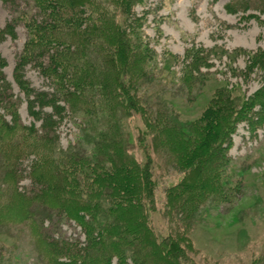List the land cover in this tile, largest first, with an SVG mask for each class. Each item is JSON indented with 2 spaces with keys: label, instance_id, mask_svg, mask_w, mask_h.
I'll list each match as a JSON object with an SVG mask.
<instances>
[{
  "label": "rangeland",
  "instance_id": "374dc122",
  "mask_svg": "<svg viewBox=\"0 0 264 264\" xmlns=\"http://www.w3.org/2000/svg\"><path fill=\"white\" fill-rule=\"evenodd\" d=\"M60 1L65 4L63 7L58 4ZM50 2L59 5L53 7L58 14L57 18L49 16L44 26L43 16L31 0L8 3L0 0V30L7 24L13 28L12 34L0 41V115L5 121H11L4 107L12 103L21 124L33 132H26L31 136L20 139L22 144L38 149L37 155L27 153L20 158L6 157L7 153L0 150V208L10 199L16 201L11 205L20 203L22 199L17 202L15 193L30 198L45 192L47 187L57 189L53 183L62 182L66 176L72 181L77 177L72 175V170L82 163L83 152L94 160L92 146L87 141L89 119L85 113L74 112L63 104V91L56 78L73 97L87 79H92L91 68L97 62L117 59L115 66L121 74L115 48L124 41L131 44L136 53L134 61L143 65L146 76L149 67V75L154 78L150 85L148 80L142 85L139 94L149 97L154 107L166 108L172 121L184 130L193 123L203 126L204 122L199 121L202 116H212L215 111H219L218 115H227L228 102L240 106L264 88V0ZM121 5H127L125 13ZM66 9L70 11L63 16ZM102 19H108L109 23L105 25ZM29 20L33 28L26 25ZM58 27L64 32L76 28L84 45L67 38L64 45H54L53 50L32 56L21 67L22 85L18 87L15 66L33 32L42 34ZM76 39L77 36L71 37ZM86 41L93 44L87 45ZM78 47L84 49L79 52ZM65 55L77 62L67 73L54 65ZM86 59L91 61L86 64L83 62ZM45 68H52L54 73L50 75ZM155 110L152 108L153 113ZM261 110L264 108L254 106L253 116L258 117ZM121 129L127 152L142 167L147 158L153 164V205H146L150 228L159 239L177 230L190 242L192 250L180 259L181 264H264V126L250 127L239 120L230 137L221 141L223 145L229 141V149L225 151L234 174L232 183L224 186L230 192L235 186L238 189L221 198L218 207H209L206 202L187 229L179 228L182 224L173 223L164 211L167 189L179 183L184 173L161 159L164 153L153 141L157 134L148 130L145 133L144 120L128 116L122 119ZM1 141L5 142V138ZM6 158L17 160L16 178L8 177L11 168L8 171L4 167ZM46 160H53L58 166L54 168L52 163L54 170H51ZM87 163L82 166L81 174ZM40 172H48L53 178L50 186L38 180ZM83 175L78 176L81 183L85 182ZM66 184L70 186L71 182ZM35 207L45 235L61 252L59 260L68 259L69 253H64L67 247L84 255L86 235L75 220L56 210ZM84 216L86 221L91 220L90 216ZM35 228L38 230L39 224L32 223L30 230L0 226V264H44L42 258L48 259L49 255L35 251L32 236ZM110 264L121 263L113 256ZM125 264L133 262L126 260Z\"/></svg>",
  "mask_w": 264,
  "mask_h": 264
},
{
  "label": "trees",
  "instance_id": "16d2710c",
  "mask_svg": "<svg viewBox=\"0 0 264 264\" xmlns=\"http://www.w3.org/2000/svg\"><path fill=\"white\" fill-rule=\"evenodd\" d=\"M1 1L8 3L15 0ZM31 1L42 14L44 26H47L49 16L57 18L58 13L53 11V7L58 4L62 7L65 5L61 1L58 4H53L51 0ZM127 5H121L124 13ZM69 11L66 9L63 16H67ZM102 20L106 21L105 25L109 23L108 19ZM26 25L33 28L30 20ZM12 32V24H7L0 30V41ZM72 36H77L78 39L71 40ZM122 37L124 38V34ZM67 38L76 43L81 41L80 43L84 45L76 28H69V32H64L63 28L61 31L58 27L55 31L46 30L42 34L34 31L15 66V74L18 75L15 81L18 87L22 85V65L31 61L32 56H37L40 52L53 50L54 45H64ZM90 43L92 41H86L87 45ZM78 49L80 52L84 48L78 47ZM108 49L110 48H106ZM115 49L121 74L115 66L117 59L97 62L96 66L93 65L91 68L92 79L84 78L86 81L77 96L70 97L60 79L56 78L63 91L61 96L63 104L69 105L74 112L85 113L89 119L90 130L87 141L92 146L94 160L84 156L83 152L81 154L83 164L77 165L72 170V175L77 174L72 181L66 176L62 182L53 183L52 186L56 185L57 189L47 187L45 192L30 198H23L15 193L17 202L20 198L21 202L11 205L16 201L10 199L0 208V226L24 227L25 230H30L32 223L39 224V229L35 228L32 236L35 251L49 255L48 259L42 258L44 264H110L113 256L121 264H125L126 260L132 261L133 264H181L180 259L187 256V251L192 250L184 233H177L176 230V233L171 232L168 236L159 239L150 228L146 220V205L149 204L150 207L153 205V164L151 159L147 158L142 167V164L127 152L122 138L123 118L134 116L144 120L145 133L148 130L149 133L157 134L153 141L157 149L161 148L159 151L164 153V155L161 153L164 157L160 155L161 159L177 172L184 173L179 183L167 189V205L164 207L165 214H168L173 223L182 224L179 228L184 229L190 226V221L206 202L209 207H218L221 198L228 196V192L234 194L238 189V186H235V190L230 192L224 186L232 183L234 174L232 162L226 153L230 146L229 141L225 145L221 141L230 137L239 120L246 122L250 127L264 126V110L259 112L258 117L252 114L254 106L264 108L263 88L251 100L243 101L240 106L233 104L232 101L228 102L225 109L227 115H218L219 111H215L212 116L207 115L206 118L202 116L203 118L199 120L205 125L193 123L189 129L184 130L172 121L166 108L158 105L154 107L155 103H150L149 97L139 94L142 85L146 84L147 80L150 85L154 82V78L149 75V67L146 76L143 65L134 61L136 53L133 52L131 44L124 41ZM110 51L113 52L112 49ZM75 61L71 56L65 55L54 65L62 67L64 73H67L77 64ZM90 61L86 59L83 62L87 64ZM82 69L86 71L84 66ZM46 70L50 75L54 73L52 68ZM34 100L33 98L32 101ZM147 100L148 104H146ZM8 104L4 110L10 113L12 120L7 122L0 115V150L8 154V156L5 154L6 157L12 155L20 158L27 153L37 155L36 146H26L20 140L31 136L26 132H33L21 124L16 107H13L12 103L10 106ZM152 108L156 109V113H153ZM2 137L5 138V142L1 141ZM6 160L8 162L3 164L4 167L7 166L8 171L9 166L11 168L8 177L16 178L17 160L14 158L10 160L6 158ZM84 162H88V166L81 174ZM52 163L54 168L58 166L53 160H46L47 168L54 170L51 167ZM41 174L38 180L50 186L49 181L53 178L48 176V172ZM82 175L85 182L83 180L81 183L78 176ZM66 181L71 182L70 186ZM35 206L56 210L75 220L86 235L87 247L84 255L67 247L64 253H69L68 259L65 260L66 262L59 260L61 252L45 235L44 228L40 224L41 219L34 211ZM84 214L90 216L91 220L86 221Z\"/></svg>",
  "mask_w": 264,
  "mask_h": 264
}]
</instances>
